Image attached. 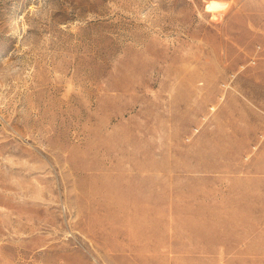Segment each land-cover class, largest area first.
Masks as SVG:
<instances>
[{"label":"rangeland","instance_id":"rangeland-1","mask_svg":"<svg viewBox=\"0 0 264 264\" xmlns=\"http://www.w3.org/2000/svg\"><path fill=\"white\" fill-rule=\"evenodd\" d=\"M0 264H264V0H0Z\"/></svg>","mask_w":264,"mask_h":264}]
</instances>
